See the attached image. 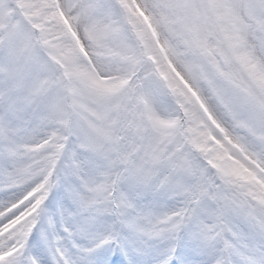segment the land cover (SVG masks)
I'll return each mask as SVG.
<instances>
[{"label": "snow or ice", "instance_id": "1", "mask_svg": "<svg viewBox=\"0 0 264 264\" xmlns=\"http://www.w3.org/2000/svg\"><path fill=\"white\" fill-rule=\"evenodd\" d=\"M0 0V264H264V0Z\"/></svg>", "mask_w": 264, "mask_h": 264}, {"label": "rangeland", "instance_id": "2", "mask_svg": "<svg viewBox=\"0 0 264 264\" xmlns=\"http://www.w3.org/2000/svg\"><path fill=\"white\" fill-rule=\"evenodd\" d=\"M7 7L12 9L15 7L14 0H7Z\"/></svg>", "mask_w": 264, "mask_h": 264}]
</instances>
